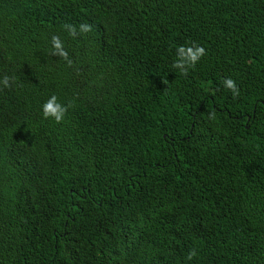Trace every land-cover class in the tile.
<instances>
[{"label":"trees","instance_id":"1","mask_svg":"<svg viewBox=\"0 0 264 264\" xmlns=\"http://www.w3.org/2000/svg\"><path fill=\"white\" fill-rule=\"evenodd\" d=\"M4 76L0 264H264V0H0Z\"/></svg>","mask_w":264,"mask_h":264},{"label":"clouds","instance_id":"2","mask_svg":"<svg viewBox=\"0 0 264 264\" xmlns=\"http://www.w3.org/2000/svg\"><path fill=\"white\" fill-rule=\"evenodd\" d=\"M62 27L73 38H76L80 35H86L87 33H90L92 31V26L88 23H81L78 26V30L77 26L68 23L64 24ZM51 43L53 46L52 55H57L63 58L67 62L68 66H71L72 60L69 58L68 52L65 50L64 44L60 37L53 35L51 37ZM205 55L206 49L202 46H180L177 48V60L174 63L173 67L179 69L183 74L186 75L188 69L190 67L194 68L195 65L199 62V60ZM14 83V77L4 76L2 80H0V84L8 88H11ZM223 83L227 89L231 90L233 97H238L240 95V89L233 79L228 78L224 80ZM68 107L69 106L62 105L58 101V97L53 95L42 106V115L45 119H54V121L59 124L64 121L65 116L68 112ZM215 118V112H211L209 114V119ZM196 255L197 252L195 251V249H193L189 252L187 259L191 260Z\"/></svg>","mask_w":264,"mask_h":264}]
</instances>
